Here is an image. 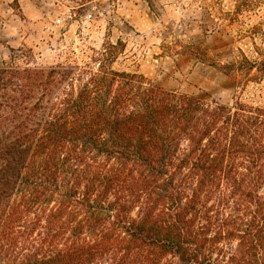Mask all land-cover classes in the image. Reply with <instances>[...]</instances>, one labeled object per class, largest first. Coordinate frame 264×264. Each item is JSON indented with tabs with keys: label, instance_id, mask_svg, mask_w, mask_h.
Here are the masks:
<instances>
[{
	"label": "trees",
	"instance_id": "obj_1",
	"mask_svg": "<svg viewBox=\"0 0 264 264\" xmlns=\"http://www.w3.org/2000/svg\"><path fill=\"white\" fill-rule=\"evenodd\" d=\"M111 48L0 65V264H264V106L115 70Z\"/></svg>",
	"mask_w": 264,
	"mask_h": 264
},
{
	"label": "rangeland",
	"instance_id": "obj_2",
	"mask_svg": "<svg viewBox=\"0 0 264 264\" xmlns=\"http://www.w3.org/2000/svg\"><path fill=\"white\" fill-rule=\"evenodd\" d=\"M112 44L111 67L167 89L264 106V75L234 83L219 64L264 57V0H0V65L79 64ZM197 46L204 60L187 46ZM22 51L30 55L23 58Z\"/></svg>",
	"mask_w": 264,
	"mask_h": 264
}]
</instances>
